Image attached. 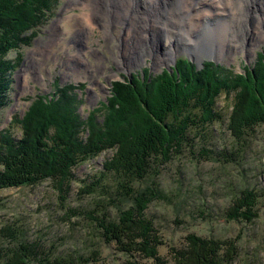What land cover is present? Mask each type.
<instances>
[{
  "label": "rangeland",
  "instance_id": "374dc122",
  "mask_svg": "<svg viewBox=\"0 0 264 264\" xmlns=\"http://www.w3.org/2000/svg\"><path fill=\"white\" fill-rule=\"evenodd\" d=\"M260 1L254 4L251 0L226 1L225 4H233L231 8L236 9L238 16L242 13L244 23L239 17V23L233 20L232 30H226L223 25L229 18L210 21V29L195 37L196 52L203 58L197 61L185 50L186 37L182 32L193 8H202L200 13L209 10L200 0L193 4L188 1L189 9L184 7V0H170L162 6H157L159 2H156L151 4L152 10L150 5L139 7L140 13L131 12V0H58L31 43L8 56L13 61L21 57V63L12 75L8 105L0 112V131L10 127L14 116L23 117L36 96L53 95L55 85H85L83 90L76 91L82 101L79 114L85 120L91 110L106 102L114 82L132 75L143 77L146 70L157 75L173 67L181 57L193 60L198 71L204 62H212L233 75L245 74V69L254 68L258 54L264 49V26L257 24L262 14L258 10ZM84 3L95 9L100 7V14L92 19V28L82 26V23L90 24L84 18L89 13ZM120 12L129 17L122 19ZM136 14L140 16L134 19ZM262 17L264 20V15ZM177 19L183 22L181 27L174 24ZM234 30L240 33V37L236 35L239 46L231 52L229 41L233 42V37L229 35L236 34ZM169 52L177 53L174 59L167 63L157 60L158 57L165 59ZM79 54L85 56L83 62ZM231 101L232 98L221 96L217 106L222 111L223 121L207 127L201 134L193 129L189 134L192 147L185 146L160 169L157 182L166 199L154 201L146 213L163 240L159 255L168 264L173 263L175 251L186 247L190 235L218 240L239 236V256L234 264H264V199H260L257 207V219L249 224L227 220L225 215L233 198L241 191H264V126L249 133L247 149L239 150L240 146L227 130ZM16 129L14 133L20 137ZM112 157L113 152L108 151L73 169L76 181L72 184L68 207L95 211L102 216L98 210L110 200L115 205L111 204L107 210L109 219H117L116 205L121 198L116 190L118 178L113 174L101 178L103 164ZM98 179L100 185L97 184L94 196L79 195L84 186L82 180L87 185H95ZM147 184L141 181L135 183V187L143 189ZM125 206L129 204L125 202L123 208ZM64 213L50 181L0 190V230L7 225L23 230L28 242L41 243L53 258L90 257L92 251H98L97 261L89 264H128L130 258L117 252L114 244H107L95 224L89 222L91 220L83 216L67 220ZM10 246L9 239L0 234V249ZM132 261L152 264L139 257Z\"/></svg>",
  "mask_w": 264,
  "mask_h": 264
},
{
  "label": "trees",
  "instance_id": "16d2710c",
  "mask_svg": "<svg viewBox=\"0 0 264 264\" xmlns=\"http://www.w3.org/2000/svg\"><path fill=\"white\" fill-rule=\"evenodd\" d=\"M57 1L0 0V112L8 105L12 75L21 63V57L13 61L9 54L31 43ZM172 69V73L164 69L157 75L146 70L143 77L132 75L114 82L106 102L91 110L85 120L79 114L82 101L76 92L83 90V84L55 85L53 95L36 96L23 117L14 116L10 127L0 131V190L50 181L65 218L91 220L107 244H114L117 252L130 258L128 264H139L132 261L137 257L168 264L159 255L163 240L146 213L154 201L166 199L157 182L160 169L185 146L192 147L189 134L193 129L201 134L223 121L217 106L223 95L232 98L227 130L239 150L247 149L249 133L264 126V49L254 68L241 75L212 62H204L198 71L186 57L179 58ZM108 151L113 157L103 164L100 177L113 174L118 178L116 190L121 198L116 220L109 219L107 211L114 201L100 207L102 216L67 205L76 181L73 169ZM100 180L95 185L82 180L79 195L94 196ZM141 181L147 185L137 189L135 183ZM260 199H264L263 190L241 191L225 213L227 220L253 222ZM125 202L129 207L123 208ZM0 234L12 244L0 249L1 264H89L100 256L92 251L90 257L53 258L41 243L28 242L19 228L7 225ZM239 239L190 235L186 247L173 254L172 264H234Z\"/></svg>",
  "mask_w": 264,
  "mask_h": 264
},
{
  "label": "bare ground",
  "instance_id": "6f19581e",
  "mask_svg": "<svg viewBox=\"0 0 264 264\" xmlns=\"http://www.w3.org/2000/svg\"><path fill=\"white\" fill-rule=\"evenodd\" d=\"M186 3V5L184 4V7L186 8L187 6V8L189 9L190 7V4H193L194 2H196L197 0H184ZM188 1L189 2H191L190 4L188 3ZM226 1L228 2L229 0H200V2H202V4H203V7H209V10L207 11V12H201L200 13V11L202 10V8H193V13L191 14V16H190V20L188 21V23L187 24H185L186 26V29H185V31L184 32H182V34L183 35H185V50L187 51V52H189L190 53V55L195 59V60H197V61H200L201 59H203L202 58V56L201 55H199L198 54V52H196L197 51V42L195 41V37H197L199 34H201V33H203V31L204 30H209L210 29V26H209V22L210 21H212V20H215V19H220V18H222V17H224V18H229V20H228V22H226V25H223V28H225L226 30H228V29H230V30H232V21L234 20L235 22H238L239 23V21H238V18L240 17V19H241V21L243 22V19H242V13H240L239 15H241V16H238V14H237V12H236V9L234 8V7H232L231 8V6L233 5V4H231V5H229V4H225L226 3ZM233 1H235V0H230V3H232ZM238 1H241V0H238ZM260 1V0H259ZM131 2H132V4H130V7H131V12H136L138 9H139V7H144V6H148V5H150L149 6V8L152 10V8H151V4H155L156 2H159V5H157V6H162L163 4H167V2H170V0L168 1V0H131ZM200 2H199V4H200ZM261 2V3H260ZM259 3H260V6H261V8L259 7V9L258 10H260V12L262 13L261 15H259V18H258V22H257V24L258 25H260V27H262V26H264V20H263V17H262V19H261V16L262 15H264V5H263V3H264V0H262V1H260ZM263 2V3H262ZM211 4V5H208V4ZM251 3L252 4H254V3H258V0H251ZM122 4V3H121ZM183 4V3H182ZM83 6H84V9L86 10L87 9V11L89 12L87 15H85L84 16V18L85 19H87L88 20V23H90V24H88V26H87V24H84V23H82V26L83 27H85V28H88V27H90L91 26V28H92V26H94L92 23H93V20L92 19H94V18H96L97 17V15H95V14H97V13H99V11H100V7H98V9H95L94 8V6L93 5H91V4H89V3H84L83 4ZM123 6V5H122ZM183 7V8H184ZM102 9V8H101ZM187 9V10H188ZM232 9V10H231ZM239 9H241V6L239 7ZM186 10V9H185ZM105 11V10H104ZM171 11V10H170ZM239 11H241V10H239ZM138 12V11H137ZM172 12L174 13V10H172ZM107 13V12H106ZM138 13H140V12H138ZM155 13V12H154ZM100 14V13H99ZM103 14V13H102ZM175 14V13H174ZM119 15L121 16V18L122 19H124V17H129L128 16V14L126 13V14H123L122 12H120L119 13ZM140 16V14H136V15H134L133 16V18L134 19H136L137 17H139ZM120 18V17H119ZM120 18V19H121ZM163 18L165 19V22L167 23V20H166V18L163 16ZM146 19V18H145ZM156 19V18H155ZM163 19V20H164ZM160 20V19H159ZM162 20V21H163ZM162 21H156L155 23H157V24H160V25H162L163 23H162ZM233 21V22H234ZM82 22V21H81ZM122 22V21H121ZM120 22V23H121ZM141 22V21H140ZM185 22V21H184ZM123 23V22H122ZM183 22L182 21H180L179 19H177L176 21H175V23L174 24H176L177 26L179 25H181ZM244 23V22H243ZM137 24V23H136ZM172 24V23H171ZM80 25V24H79ZM173 25V24H172ZM107 26V25H106ZM138 26V25H137ZM142 26V25H141ZM189 26V27H188ZM191 26V27H190ZM235 26V25H234ZM105 27V26H104ZM134 27H136V25L134 26ZM139 27V26H138ZM181 27V26H180ZM179 27V28H180ZM259 27V28H260ZM143 28V27H142ZM175 28V27H174ZM235 28V27H234ZM138 29V28H137ZM256 30H257V27L255 28ZM92 31V30H91ZM109 31V30H108ZM182 31V29L180 30V32ZM143 32V31H142ZM233 32V31H232ZM234 32H236L235 30H234ZM240 32V31H239ZM240 33H238V31L236 32V34H234L233 33V35H229V36H231V37H233V42H231V41H229V46L232 48V51L231 52H233V50L234 51H236V50H238V46H239V44H238V42H237V40H236V35H238V37H240V35H239ZM112 35V34H111ZM241 35H243V31H241ZM109 36V35H108ZM229 36H227V38L229 37ZM261 36H263V35H261ZM223 39V38H222ZM222 41H225V39L224 40H222ZM239 41V40H238ZM43 50V49H42ZM43 52V51H42ZM177 53H175V52H169V54L167 55V57L165 58V59H161L160 57H158L157 58V60L159 61V62H168V61H170V60H172V59H174L175 58V55H176ZM80 55V54H79ZM80 57H81V61L83 62V59L82 58H85V56H81L80 55ZM161 59V60H160ZM86 63L88 64V62L86 61ZM86 64V65H87ZM89 68V67H88Z\"/></svg>",
  "mask_w": 264,
  "mask_h": 264
},
{
  "label": "water",
  "instance_id": "95a60500",
  "mask_svg": "<svg viewBox=\"0 0 264 264\" xmlns=\"http://www.w3.org/2000/svg\"><path fill=\"white\" fill-rule=\"evenodd\" d=\"M190 61H193V60L190 59ZM168 70L170 71V73H172L174 71V69H172V68H168Z\"/></svg>",
  "mask_w": 264,
  "mask_h": 264
}]
</instances>
